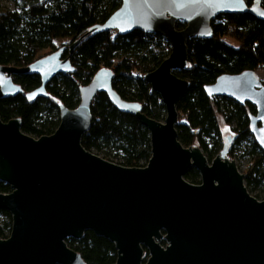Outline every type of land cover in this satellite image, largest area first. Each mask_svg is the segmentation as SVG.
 <instances>
[{
  "label": "water",
  "instance_id": "95a60500",
  "mask_svg": "<svg viewBox=\"0 0 264 264\" xmlns=\"http://www.w3.org/2000/svg\"><path fill=\"white\" fill-rule=\"evenodd\" d=\"M260 3L121 0L103 23L90 29L120 35L139 30L169 44V55L144 75L165 107L163 121L147 117L139 103L122 99L106 68L78 87L74 109L60 105L59 123L50 135L34 138L20 130L19 118H0V181L10 187V192H0V210L11 217L9 235L0 238V264H85L66 239L79 240L88 230L113 243V264H264V199L248 192L244 174L227 157V144L208 161L201 148L180 143L176 105L188 80L174 73L187 65V40L211 37L216 16L250 13L264 21ZM178 21L184 28L176 29ZM78 42L25 67L0 66V97L23 91L14 74L32 73L40 77V85L26 98H47L46 85L58 74L73 72L62 52L71 54ZM259 78H264L263 71L221 74L203 88L209 97L254 107L249 131L264 153V84ZM97 93L148 130L145 166H122L82 146ZM219 124L229 143L233 133L221 118ZM190 167L200 175L198 184L184 178Z\"/></svg>",
  "mask_w": 264,
  "mask_h": 264
},
{
  "label": "trees",
  "instance_id": "16d2710c",
  "mask_svg": "<svg viewBox=\"0 0 264 264\" xmlns=\"http://www.w3.org/2000/svg\"><path fill=\"white\" fill-rule=\"evenodd\" d=\"M20 12L0 6V66L25 67L35 60L56 51L60 46L78 44L70 54L62 52L74 67L72 73L58 74L47 85V98L29 100L25 94L40 85V77L32 73L14 74L12 79L22 88L16 95L0 97V118L7 122L13 118L21 121L20 130L34 138L50 135L59 123V107L74 109L79 103L78 87L90 82L101 68L112 71V87L129 102H137L149 118L163 121L165 107L159 94L151 89L144 75L153 71L170 53L165 39L156 34L134 30L120 35L116 30L90 32L103 23L116 10L121 0H10ZM250 6L253 0H245ZM264 8V0H261ZM178 21L176 29L184 28ZM209 38L193 37L187 40L188 60L182 70L174 73L188 80L176 105L177 138L185 146H197L209 159L227 144V155H232L233 145L252 137L249 115L254 107L240 105L225 97H209L204 86L221 74H238L246 70L264 72V21L250 13L221 14L211 21ZM57 40L69 44L56 46ZM49 49L47 53L43 51ZM91 122L82 135L81 144L86 149L102 153L103 159L112 151L121 158L119 165L143 167L150 157L148 130L130 114L120 112L104 93H97L90 106ZM225 125L235 124L233 134L223 138L219 119ZM206 140L211 141V146ZM253 149H259L252 139ZM244 174L247 186L264 187V153ZM213 159V158H212ZM109 161V160H108ZM184 178L193 184L200 175L190 167ZM0 192H10V187L0 181ZM264 199V197H263ZM8 221L0 225V238L10 232L11 217L0 210ZM67 245L78 252L85 264H113L116 250L109 240L85 231L79 240L66 239ZM164 245L165 242H162Z\"/></svg>",
  "mask_w": 264,
  "mask_h": 264
},
{
  "label": "rangeland",
  "instance_id": "374dc122",
  "mask_svg": "<svg viewBox=\"0 0 264 264\" xmlns=\"http://www.w3.org/2000/svg\"><path fill=\"white\" fill-rule=\"evenodd\" d=\"M0 6L3 8H6L8 10H11V11L20 12L19 7H17L16 4L10 0H0ZM54 44L56 46H60L63 44H69V41L68 40H57L54 42ZM48 51H50V50L45 49L43 52L47 53ZM259 79L262 83H264V78L263 79L259 78ZM235 127H236L235 124L232 123V124H230V126H228V129L231 133H233V129H235ZM252 139H253V137L246 139V140H243L239 144L233 145L232 155L231 156L227 155L228 159L233 160L235 162L238 170L243 174H245L246 172L250 171V169H252L251 165L256 160L257 156H260L259 149H253ZM206 141H207L208 145L211 146V141L210 140H206ZM92 152L98 154L99 156L103 155L102 153H98L95 150H92ZM217 153L213 154V156L209 160L211 161L212 158ZM107 158L109 161L116 163V164H118V162L121 161V158L119 157V155H117L113 151L107 155ZM263 165H264V163H262L261 166H263ZM246 188H247L248 192L252 196H254L255 198H257L259 200L263 199V197H264V187L263 186H261V185L256 186V187L247 186ZM7 221H8L7 216L0 213V225H2L3 223H5Z\"/></svg>",
  "mask_w": 264,
  "mask_h": 264
},
{
  "label": "flooded vegetation",
  "instance_id": "af4514ba",
  "mask_svg": "<svg viewBox=\"0 0 264 264\" xmlns=\"http://www.w3.org/2000/svg\"><path fill=\"white\" fill-rule=\"evenodd\" d=\"M263 84H264V83H263ZM254 113H255V112H254ZM254 113H253V114H254ZM229 143H231V141H230Z\"/></svg>",
  "mask_w": 264,
  "mask_h": 264
}]
</instances>
